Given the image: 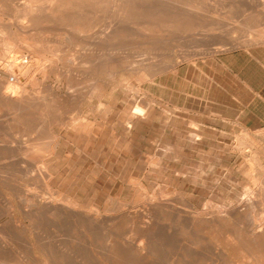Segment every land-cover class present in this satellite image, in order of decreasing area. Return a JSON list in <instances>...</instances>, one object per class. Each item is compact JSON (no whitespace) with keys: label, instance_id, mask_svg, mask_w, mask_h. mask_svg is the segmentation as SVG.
<instances>
[{"label":"rangeland","instance_id":"obj_1","mask_svg":"<svg viewBox=\"0 0 264 264\" xmlns=\"http://www.w3.org/2000/svg\"><path fill=\"white\" fill-rule=\"evenodd\" d=\"M39 1L28 3L33 12L40 16L53 7L48 12L57 15L59 25L38 24L27 33L18 29V35L14 28L25 24L27 0H0V56L7 58L0 60V69L23 65L26 70L33 64L40 69L42 62L45 66L29 73L24 82L27 102L43 96L36 98L43 99L42 110L22 114L0 102V262L8 257L20 264H264V237L250 239L261 229L258 217L264 215V0H124V15L119 0H45L46 7ZM113 12L115 19H126L129 26L119 29L113 40L96 43L114 20ZM69 18L82 20L85 30L64 20ZM44 31L56 32L51 36ZM219 42L221 50L213 51ZM55 45L64 46L58 50ZM36 56L43 59L41 63ZM49 64L53 68L48 69ZM31 85L37 89L31 90ZM106 106L110 108L103 120ZM136 108L142 109L140 114H135ZM72 120L84 122L85 130L72 128ZM53 135L57 144L51 155L44 149ZM16 155L32 166L16 164ZM43 164L52 194L38 179ZM65 197L82 212L99 214L97 221L78 217L77 222L68 211L49 207V201L58 204ZM250 215L255 224L248 226Z\"/></svg>","mask_w":264,"mask_h":264},{"label":"bare ground","instance_id":"obj_2","mask_svg":"<svg viewBox=\"0 0 264 264\" xmlns=\"http://www.w3.org/2000/svg\"><path fill=\"white\" fill-rule=\"evenodd\" d=\"M22 1V0H21ZM34 1V0H33ZM36 2H37V0H35ZM42 1V0H41ZM41 1H39V2H41ZM44 1L45 0H43V3H40V4H43L45 7H46V5L44 4ZM48 1H51V0H48ZM90 1H92V0H90ZM116 0H114V2H115ZM118 1V0H117ZM128 1V0H127ZM130 1V0H129ZM137 1V0H136ZM138 1H141V0H138ZM176 1V0H175ZM180 1V0H179ZM182 1V0H181ZM185 1V0H184ZM189 1V0H188ZM194 1V0H193ZM192 1V2H193ZM201 1V0H200ZM36 2H34V3H36ZM45 2H47V1H45ZM53 2V1H52ZM62 2V1H61ZM82 2V1H81ZM102 2V1H101ZM110 2V1H109ZM112 2V1H111ZM119 2H121V12H122V15H124L125 14V11H126V3H123L124 2V0H119ZM131 3H132V0L130 1ZM133 2H134V0H133ZM146 2V1H145ZM159 2H160V0H159ZM162 2H164L163 0H162ZM161 2V3H162ZM20 3H22V2H20ZM28 3H32L31 2V0H27V5H25L26 6V9H25V17L24 18H22L23 20H25V24L24 25H22V24H19L17 21H18V19H17V21H16V18H15V21L20 25H16L18 28H17V31H16V29L14 28V32H18V29H21L20 31H22V30H24V32H30L31 31V29H33V27L34 26H38V24H41L42 25V27H43V24H44V26L46 25V24H48L49 23V25L51 24V26H56L57 27V25H59V22H60V19L57 17V15H53L54 14V12H53V14L51 13V14H49L50 12H48V11H52V9H53V7L51 8V10L49 9L50 7L49 6H51L52 4H50L49 6H48V11L46 10H44V11H41V13H42V15H36L34 12H33V7H30L29 6V4ZM64 3H66V2H64ZM63 3V4H64ZM87 3H89L88 1H86V4H85V6H89V4H87ZM103 3V2H102ZM134 3H136V2H134ZM139 3V2H138ZM147 3V2H146ZM166 3V2H165ZM176 3V2H175ZM182 3V2H181ZM189 3V2H188ZM187 3V4H188ZM196 3V2H195ZM199 3V2H198ZM223 3H224V1H223ZM9 4H11V3H9ZM16 4V3H15ZM33 4V3H32ZM31 4V5H32ZM38 4V3H37ZM40 4H38V5H40ZM63 4H62V6H63ZM109 4V3H108ZM108 4H106V6H108ZM118 4V3H117ZM116 4V5H117ZM123 4H126V5H123ZM152 4V3H151ZM150 4V5H151ZM167 4H170V3H167ZM172 4V3H171ZM180 4V3H179ZM178 4V5H179ZM201 4V3H200ZM221 4V3H220ZM56 4H54V6H55ZM69 5L71 6V4L69 3ZM97 5H99V4H97ZM101 5V4H100ZM112 5V4H111ZM115 5V4H114ZM141 5V4H140ZM154 5V4H153ZM180 5H182V4H180ZM185 5H186V2H185ZM184 5V6H185ZM190 5V4H189ZM197 5V4H196ZM203 5H205L204 3H203ZM24 6V7H25ZM29 6V7H28ZM57 6V5H56ZM55 6V7H56ZM60 6V5H59ZM62 6H61V8H62ZM64 6H65V4H64ZM70 6H69V8H70ZM75 6V5H74ZM102 6V5H101ZM104 6V5H103ZM105 6V7H106ZM145 6V5H144ZM168 6V5H167ZM190 6H194V2H193V5H190ZM202 6V5H201ZM227 6V5H226ZM230 6V5H229ZM16 7V6H15ZM99 7V6H98ZM110 7V6H109ZM114 7V6H113ZM116 7V6H115ZM120 7V6H119ZM132 7V6H131ZM135 7V6H134ZM161 7V6H160ZM160 7H158V8H160ZM183 7V6H182ZM181 7V8H182ZM186 7V6H185ZM188 7V6H187ZM192 7H190V8H192ZM35 8V7H34ZM67 8V7H66ZM71 8H74V7H71ZM93 8V7H92ZM136 8H140L141 9V7H136ZM161 8H163V7H161ZM160 8V9H161ZM176 8V7H175ZM178 8H180V7H178ZM189 8V7H188ZM196 8H198V6L196 7ZM204 8V7H203ZM263 8H264V5H263ZM17 9V8H16ZM44 9V8H43ZM98 9V8H97ZM105 9V8H104ZM103 9V10H104ZM139 9V10H140ZM144 9V8H143ZM159 9V10H160ZM169 9V8H168ZM185 9V8H184ZM187 9V8H186ZM185 9V10H186ZM206 9V8H205ZM210 9V8H209ZM69 10V9H68ZM102 10V11H103ZM105 10H107V9H105ZM113 10H115V9H113ZM116 10H117V8H116ZM119 10V9H118ZM145 10H147V9H145ZM155 10H156V7H155ZM154 10V11H155ZM166 11H168L167 9H165ZM190 10V9H189ZM199 10V9H198ZM58 11H60V10H58ZM62 11L64 12V11H66L65 13H68V11L67 10H63V8H62ZM71 10H69V12H70ZM109 11V10H108ZM149 9H148V13H149ZM165 11V13H167ZM169 11H170V9H169ZM193 11H196V10H194L193 9ZM7 12V11H6ZM63 12H61L62 13V15H64L65 13H63ZM72 12V11H71ZM101 12V11H100ZM110 12V11H109ZM115 12H120V11H115ZM115 12H113V15H114V13ZM137 12H139V11H137ZM144 12V11H143ZM142 12V13H143ZM159 12V11H158ZM164 12V11H163ZM170 12H173V10L172 11H170ZM175 12V11H174ZM179 12V11H178ZM190 13H193L192 11H189ZM10 13V12H9ZM8 13V14H9ZM17 13V12H16ZM37 13V12H36ZM76 13H78V12H76ZM103 13V12H102ZM106 13V12H105ZM162 13V12H161ZM164 13V15H168V13L167 14H165ZM175 13H177V11L175 12ZM183 13V12H182ZM187 13V12H186ZM186 13H185V15H186ZM196 13H198V11L196 12ZM104 14V13H103ZM179 14H181V13H179ZM194 14H195V12H194ZM202 14V13H201ZM50 15H52V16H50ZM66 16H67V14H65ZM64 15V16H65ZM70 15V14H69ZM79 15V14H78ZM178 15V14H177ZM193 15V14H192ZM263 15V14H262ZM14 16H16L15 15V13H14ZM22 16V15H21ZM63 16V17H64ZM94 16V15H93ZM104 16V15H103ZM118 16H121V15H118ZM161 16V15H160ZM176 16V15H175ZM175 16H174V18H175ZM182 16L184 17V15L182 14ZM187 16H188V13H187ZM199 16H201L200 14H199ZM6 17V16H5ZM18 17H20V15L18 16L17 15V18ZM85 17V16H84ZM89 17V16H88ZM91 17V16H90ZM94 17H96V16H94ZM100 17H102V16H100ZM100 17H98L99 19H100ZM114 17V20L113 21H110V23L108 24V26L107 27H105V29L103 28V31L96 37V40H94V41H97L96 43H104V42H106V41H110V39H114L115 38V35H116V33L118 32V30L119 29H121V28H124V27H128L129 26V22H127L126 21V19H123V18H117V19H115L116 17H115V15L113 16ZM153 17V16H152ZM156 17V16H155ZM154 17V18H155ZM163 17L164 16H162V19H163ZM173 17V16H172ZM182 17V18H183ZM12 18V17H11ZM58 18V19H57ZM68 18V17H67ZM73 18V17H72ZM86 18V17H85ZM84 18V19H85ZM98 18H96V19H98ZM103 18V17H102ZM101 18V19H102ZM106 18V17H105ZM131 18V17H130ZM161 18V17H160ZM171 18V17H170ZM169 18V19H170ZM178 18L180 19V17L178 16ZM181 18V19H182ZM185 18V17H184ZM200 18V17H199ZM198 18V19H199ZM201 18H203V16L201 17ZM255 18V17H254ZM4 19V18H3ZM14 19V18H13ZM12 19V20H13ZM21 19V18H20ZM95 19V20H96ZM156 19V18H155ZM165 19H166V16H165ZM169 19H168V21H169ZM193 19V18H192ZM5 20V19H4ZM65 21H67V23H68V20L72 23V26H74L77 30H79L80 28L79 27H83L84 25H86V24H84V22L81 20H78V21H73L72 19H64ZM86 20V19H85ZM94 20V19H93ZM92 20V21H93ZM106 20V19H105ZM182 20H185V19H182ZM201 20V19H200ZM254 20V19H253ZM256 20V19H255ZM0 21H1V18H0ZM19 21H21V20H19ZM42 21V22H41ZM98 21V20H97ZM164 21V20H163ZM172 21V20H171ZM174 21V20H173ZM172 21V22H173ZM192 20H191V18L188 20V22H190V23H192L191 22ZM201 21H203V19L201 20ZM6 22V21H5ZM8 22H10V21H7L6 23H8ZM23 22V21H22ZM61 22H63V21H61ZM102 22V21H101ZM108 22V21H107ZM134 22H135V20H134ZM179 22V21H178ZM177 22V23H178ZM196 22V21H195ZM256 22V21H255ZM66 25H68L66 22H64ZM88 23V22H87ZM90 23H92V22H90ZM99 23H100V21H99ZM133 23V22H132ZM132 23L130 22V24L132 25ZM136 23V22H135ZM162 23V22H161ZM167 23H169V22H167ZM174 23V22H173ZM176 23V24H177ZM180 23H181V20H180ZM180 23H178L179 25H180ZM183 23V22H182ZM199 23H200V21H199ZM202 23V22H201ZM252 23H254V22H252ZM264 23V22H263ZM98 24V23H97ZM170 24H172V23H170ZM185 24H186V22H185ZM256 24V23H255ZM9 25V24H8ZM7 25V27L6 28H9V26ZM41 25H39V26H41ZM103 25V24H102ZM137 25H138V23H137ZM137 25H135L134 24V26H137ZM143 25V24H142ZM142 25H140V26H142ZM173 25H175V24H173ZM181 25H183V27H185L184 26V23L183 24H181ZM187 26H188V24H186ZM194 25V24H193ZM192 25V26H193ZM252 25V24H251ZM13 27H15L14 25H12ZM134 26H132L133 28H134ZM139 26V25H138ZM145 26V25H144ZM152 26V25H151ZM157 26V25H156ZM186 26V27H187ZM198 26H200V25H198ZM207 26H209V25H207ZM46 27V26H45ZM67 27V26H66ZM66 27H64V28H66ZM73 27V28H74ZM84 27H86V26H84ZM84 27H83V30H85L84 29ZM89 27V26H88ZM88 27L86 28L87 30H88ZM131 27V28H132ZM150 27V26H149ZM167 27V26H166ZM172 27V26H171ZM177 27V26H176ZM180 27H182V26H180ZM201 27V26H200ZM248 27V26H247ZM262 27V26H261ZM10 28H12L11 26H10ZM61 28V27H60ZM95 28V27H94ZM100 28V27H99ZM125 28V29H126ZM143 28V27H142ZM158 28V27H157ZM161 28H163V27H161ZM187 28H190V30H192V28H194V27H187ZM196 28V27H195ZM37 29V28H36ZM98 28H96V30H97ZM125 29H123V30H125ZM146 29V28H145ZM145 29H143V30H145ZM147 29H148V27H147ZM10 30L11 29H7L6 31H8V34H9V32H10ZM57 30V29H56ZM58 30H59V27H58ZM57 30V32H59ZM67 30L69 31L70 29H68L67 28ZM81 30V29H80ZM83 30H82V32H83ZM86 30V32H90V30L92 31V29L90 28V30H88L87 31ZM122 30V31H123ZM136 30V29H135ZM150 30V29H149ZM158 30V29H157ZM187 30V29H186ZM19 31V32H20ZM54 31V30H53ZM52 31V32H53ZM65 31V30H64ZM75 30L73 29L72 30V32L71 33H73ZM121 31V32H122ZM130 31H131V29H130ZM152 31V30H151ZM204 31V30H203ZM14 32L12 33V32H10L12 35L14 34ZM33 32V31H32ZM45 32V31H44ZM56 32V31H55ZM55 32H53L52 34H50V33H48V34H50L51 36L55 33ZM61 33H62V31H60ZM81 32V33H82ZM85 32V31H84ZM96 32V31H95ZM133 32V31H132ZM136 32V31H135ZM150 32V31H149ZM148 32V33H149ZM26 33H25V35H26ZM46 33V32H45ZM46 33V34H47ZM65 33L66 32H64V35H65ZM76 33V32H75ZM98 33V32H97ZM155 33V32H154ZM160 33V32H159ZM1 34V33H0ZM11 34L9 35V36H11ZM18 34V33H17ZM31 34V33H30ZM33 34H34V32H33ZM37 33H35L34 35H36ZM43 34V33H42ZM41 34V35H42ZM78 34V33H77ZM84 34V33H83ZM86 34V33H85ZM84 34V35H85ZM124 34V33H123ZM122 34V35H123ZM125 34H127V33H125ZM131 34V33H130ZM140 34H141V31H140ZM143 34H146L145 32H143ZM16 34H14L13 35V37L15 36ZM19 35V34H18ZM21 35H22V33H21ZM34 35H29V37L30 36H34ZM40 35V36H41ZM49 35V36H50ZM56 35H57V33H56ZM70 35V34H69ZM117 35H118V33H117ZM119 35H120V33H119ZM118 35V36H119ZM147 35V34H146ZM150 34H148V36H149ZM27 36V35H26ZM39 36V35H38ZM40 36H39V38H40ZM43 36V35H42ZM44 36H45V34H44ZM48 36V37H49ZM50 36V37H51ZM54 36V35H53ZM62 36V35H61ZM132 36H133V34H132ZM136 36H138V35H136ZM5 37V36H4ZM13 37H11V38H13ZM17 37V36H16ZM35 37V36H34ZM34 37H33V39H34ZM46 37V36H45ZM57 37V36H56ZM69 37V36H68ZM85 37V36H84ZM92 37V36H91ZM125 38H126V36H124ZM128 37V39H129V36H127ZM142 37H145L144 35H142ZM10 38V39H11ZM20 38H22V37H20ZM38 38V39H39ZM62 37H60V39H61ZM64 38H65V36H64ZM88 38H90V37H88ZM95 38V37H94ZM117 38V37H116ZM119 38V37H118ZM223 38H224V36H223ZM13 39H15V38H13ZM46 39H48V38H46ZM52 39V38H51ZM56 39V38H55ZM59 39V38H58ZM67 39V38H66ZM84 39V38H83ZM82 39V40H83ZM212 39V38H211ZM226 39V38H225ZM21 40H23V39H21ZM53 40V39H52ZM57 40V39H56ZM81 40V41H82ZM85 40V39H84ZM88 40V39H87ZM90 40H91V38H90ZM89 40V41H90ZM92 40H93V38H92ZM127 40V39H126ZM27 41V40H26ZM25 41V42H26ZM30 41V40H29ZM32 41V40H31ZM39 41H41V40H39ZM44 41V40H43ZM43 41H41L42 43H43ZM48 42H49V39L47 40ZM68 41V40H67ZM71 41H74L73 39L71 40ZM76 41V40H75ZM217 41V40H216ZM34 42H38V40H36L35 41V39H34ZM84 42V41H83ZM82 42V43H83ZM88 41H86V43H87ZM90 42H92V41H90ZM225 42V41H224ZM223 42V44H225ZM28 43V42H27ZM45 43V42H44ZM47 43V42H46ZM51 43V42H50ZM49 43V44H50ZM53 43V42H52ZM51 43V44H52ZM81 43V44H82ZM165 43V42H164ZM218 43V42H217ZM220 43V42H219ZM11 44V43H10ZM13 44V43H12ZM33 44H37V43H33ZM39 44H40V42H39ZM39 44H37L36 46H38ZM54 44H55V42H54ZM74 44V43H73ZM73 44L71 45L72 47H73ZM92 44V43H91ZM94 45H95V43H93ZM107 44V43H106ZM227 44H229V43H227ZM16 45V44H15ZM17 45H18V43H17ZM16 45V46H17ZM21 45H23L22 43H21ZM20 45V46H21ZM31 45H32V43H31ZM43 45V44H42ZM42 45H39L40 47L42 46ZM45 45H47L48 46V43L47 44H45ZM69 45V44H68ZM75 45H77L76 44V42H75ZM96 45H98V44H96ZM105 45V44H104ZM216 45V44H215ZM219 45V47H215L214 49H212L213 51H218V50H221V48H220V45H221V43L220 44H218ZM230 45V44H229ZM28 46H29V44H28ZM38 46V47H39ZM46 46V47H47ZM60 46V48H61V46H64V45H59ZM59 46H57L58 47V50H59ZM78 46V45H77ZM80 46V45H79ZM89 46V45H88ZM101 46V45H100ZM100 46H98V48L100 47ZM114 46H116V45H114ZM223 46V45H222ZM24 47H26V44L24 45ZM43 47V46H42ZM41 47V48H42ZM50 47V46H49ZM57 47H56V45H55V49H57ZM70 47V46H69ZM68 47V48H69ZM83 47V46H82ZM109 47V46H108ZM112 47V46H111ZM223 47H225V45L223 46ZM4 48V47H3ZM14 48V47H13ZM51 48H53V47H51ZM67 48V49H68ZM94 48V47H93ZM97 48V49H98ZM102 48V47H101ZM106 48V47H105ZM113 48V47H112ZM111 48V49H112ZM213 48V47H212ZM226 48V47H225ZM224 48V49H225ZM1 49H2V47H1ZM5 50H6V48H4ZM30 50H32L31 48H29ZM37 49V48H36ZM45 49V48H44ZM47 49V48H46ZM45 49V50H46ZM66 49V51L68 52V50ZM89 49V48H88ZM223 49V48H222ZM4 50V51H5ZM35 50V49H34ZM44 50V52H47L48 53V51H45ZM58 50H57V52H58ZM91 50V49H90ZM107 50V49H106ZM118 50H119V48H118ZM9 51V50H8ZM54 51H56V50H54ZM69 51H70V49H69ZM86 51H88V50H86ZM93 51H96L95 49L93 50ZM99 51V50H98ZM103 51V50H102ZM50 52H51V49H50ZM85 52V51H84ZM91 52V51H90ZM100 52H101V49H100ZM105 52H107V55H108V51H104V54H105ZM114 52V51H113ZM54 53V52H53ZM56 53V52H55ZM54 53V54H55ZM61 53H64V52H61ZM61 53H58V54H61ZM66 53V52H65ZM93 53H95V52H93ZM92 53V54H93ZM98 53V52H97ZM14 54V53H13ZM52 54V53H51ZM67 54V53H66ZM84 54V53H83ZM101 54H102V52H101ZM103 54V55H104ZM9 55V54H8ZM53 55V54H52ZM56 55V54H55ZM54 55V56H55ZM63 55V54H62ZM70 55H72V54H70ZM89 55V54H88ZM94 55V54H93ZM98 55H100V54H98ZM106 55V56H107ZM111 55V54H110ZM15 56H17V55H15ZM28 56V55H27ZM32 56H33V54H32ZM47 56V55H46ZM60 56V55H59ZM58 56V58H60ZM82 56V55H81ZM109 56V55H108ZM112 56V55H111ZM122 56V55H121ZM10 57V56H9ZM19 57V56H18ZM17 57V58H18ZM29 57V56H28ZM31 57V56H30ZM29 57V59H31ZM62 57V56H61ZM65 56L63 55V58H64ZM69 56H67V58H68ZM100 57H102V56H100ZM120 57V56H119ZM123 57H126V56H124L123 55ZM2 58H4V55L3 56H0V60H2ZM6 58V57H5ZM4 58V59H5ZM23 58H24V56H23ZM23 58L21 59L22 61H23ZM33 58V57H32ZM50 58V57H49ZM56 58V57H55ZM58 58H56L57 59V62L59 61L58 60ZM66 58V57H65ZM70 58H72V57H70ZM88 58V57H87ZM89 58H91V57H89ZM97 58V57H96ZM103 58V57H102ZM101 58V59H102ZM7 59V58H6ZM36 59H37V56H36ZM39 60H40V58H38ZM37 59V60H38ZM56 59H55V61H56ZM73 59V58H72ZM81 59V58H80ZM100 59V58H99ZM100 59V60H101ZM109 59V58H108ZM185 59V58H184ZM9 60H11V59H9ZM14 60V59H13ZM26 60V59H25ZM33 60H35V58L33 59ZM36 60V61H37ZM41 60H43V59H41ZM39 61L40 63L42 62V61ZM60 60H62V58H60ZM66 60V59H65ZM110 60V59H109ZM113 60V59H112ZM115 60V59H114ZM125 60V59H124ZM28 61H30L29 63H30V65H31V60H28ZM46 61V60H45ZM51 61H53V60H51ZM63 61V60H62ZM70 61H71V59H70ZM69 61V62H70ZM73 61V60H72ZM78 61V60H77ZM93 61H95V59H93ZM97 61V60H96ZM105 61H107V60H105ZM27 62V61H26ZM59 62H61V61H59ZM91 62V61H90ZM90 62H88V63H90ZM99 62L100 61H98V62H96L97 64H99ZM113 62V61H112ZM34 63V62H33ZM35 63H38V62H35ZM46 63V62H45ZM50 63V62H49ZM54 63V62H53ZM72 63H74V62H72ZM86 63V62H85ZM92 64H93V62H91ZM103 65V67L102 66H100L99 68L100 69H102L103 71H104V69L106 68V65H107V63H108V61L107 62H101ZM115 63V62H114ZM19 64H20V62H19ZM27 64V63H26ZM25 64V65H26ZM44 64V62H42V67H40V69H44L45 68V66L43 65ZM63 64V63H62ZM79 64V63H78ZM84 64V63H83ZM7 65V64H6ZM28 65V64H27ZM34 65H36V64H33V66ZM56 65V64H55ZM67 66H68V64H66ZM96 65V64H95ZM94 65V66H95ZM105 65V66H104ZM114 65H116V64H114ZM31 67L30 69H26V70H22V68H23V65H8V66H6L5 67V65L3 66V67H5L4 69H3V67H2V65H1V68L3 69H0V70H2V72L0 73V102L1 103H3V104H5L6 106H10V107H12V108H15V109H17V110H19L20 112H22V114L24 113V114H26V113H30V111L32 110V109H40V110H42V108H41V101H43V99L41 100V101H39L40 100V98L39 97H41L42 95L40 94V96H37V94H36V96L39 98V100H37L36 98V96L35 95H33L34 97H36V98H32V100L31 101H29V102H27V100H26V96H25V90H24V82H26L27 81V79L26 78H28L27 76L29 75V73H34L35 71H37V70H40L39 68H37V66H34V67ZM79 67H80V65H78ZM93 66V65H92ZM93 66V67H94ZM73 66L71 65V68H72ZM98 67V65L96 66V68ZM115 67V66H114ZM28 68V67H27ZM51 68H53V64H49V67H48V69H51ZM78 68V67H77ZM81 68V67H80ZM96 68H94V70H95V72H96V70L98 69H96ZM104 68V69H103ZM66 70H68V69H66ZM87 70V69H86ZM93 70V69H92ZM93 70V71H94ZM99 70V69H98ZM158 70V69H157ZM85 71V70H84ZM100 71V70H99ZM108 71V70H107ZM158 71H160V70H158ZM70 72V71H69ZM69 72H68V74H69ZM86 72V71H85ZM98 72V71H97ZM96 72V73H97ZM100 72H102V71H100ZM65 73H67V72H65ZM64 73V74H65ZM88 73H89V71H88ZM88 73H86L87 75H88ZM94 73V72H93ZM108 73H110L109 71H108ZM117 73V72H116ZM157 73V72H156ZM156 73H154V74H156ZM46 74V73H45ZM62 74V73H61ZM95 74V73H94ZM98 74V73H97ZM104 74H106V73H104ZM103 74V75H104ZM107 75V74H106ZM110 75V74H109ZM114 75V74H113ZM34 76V75H33ZM83 76V75H82ZM112 76V75H111ZM110 76V77H111ZM30 77H32V75L31 76H29V78ZM47 77V76H46ZM59 77V76H58ZM66 77V76H65ZM113 77V76H112ZM25 79H26V81H25ZM33 79V78H32ZM66 79V78H65ZM75 79H77V77L75 78ZM90 79V78H89ZM110 79V78H109ZM111 79H113V78H111ZM45 80V79H44ZM54 80V79H53ZM57 81V80H56ZM55 81V82H56ZM28 82V81H27ZM98 82V81H97ZM113 82V81H112ZM33 83L34 82H32V85H33ZM44 83V82H43ZM71 83V82H70ZM95 83V82H94ZM99 83V82H98ZM103 83H104V81H103ZM102 83V84H103ZM110 83V82H109ZM29 84V83H28ZM38 84H39V82H38ZM41 84V83H40ZM72 84V83H71ZM77 84V83H76ZM126 84V83H125ZM30 85V84H29ZM31 85V87L30 88H32L31 90H33V87L35 86V84H34V86H32ZM55 85H57V84H55ZM91 85H92V82H91ZM112 85V84H111ZM40 86V85H39ZM72 86V85H71ZM102 87H103V85H102ZM108 87V86H107ZM39 88L40 87H38V90H39ZM56 88V87H55ZM65 88H66V86H65ZM90 88V87H89ZM89 88H88V90H89ZM91 88H92V86H91ZM34 89H37V86L36 87H34ZM67 89V88H66ZM71 89V88H70ZM74 89V88H73ZM100 89V88H99ZM126 89V88H125ZM30 90V91H31ZM37 90V91H38ZM62 90V89H61ZM90 90H93V88L92 89H90ZM29 91V92H30ZM71 91H73V90H71ZM70 91V92H71ZM94 91V90H93ZM95 91H97V90H95ZM34 92V91H33ZM35 92H36V90H35ZM35 92L34 93H32V94H35ZM40 92L43 94V92H42V90L40 89ZM45 92V91H44ZM48 92V91H47ZM31 93V92H30ZM37 93V92H36ZM89 93V92H88ZM91 93V92H90ZM93 93V92H92ZM91 93V94H92ZM101 93V92H100ZM39 94V93H38ZM69 94V93H68ZM45 95H48V93L46 94L45 93ZM30 95H28V97H29ZM32 96V95H31ZM30 96V97H31ZM100 96V95H99ZM99 96H98V98H99ZM27 97V98H28ZM43 97V96H42ZM51 97V96H50ZM67 97V96H66ZM90 97V96H89ZM80 98V97H79ZM92 98V97H91ZM97 98V97H96ZM101 98V97H100ZM30 99V98H29ZM48 99H50V98H48ZM72 99V98H71ZM50 100H52V101H50ZM49 101V103H52L53 102V97L50 99ZM45 102V101H44ZM92 102V101H91ZM91 102H89V104L91 103ZM48 103V100H47V102H46V104ZM54 103V102H53ZM52 103V104H53ZM44 104V103H43ZM55 104H56V102H55ZM92 104V103H91ZM45 105V104H44ZM92 106V105H91ZM137 106V105H136ZM45 107V106H44ZM100 107H102V106H100ZM140 107V106H139ZM99 108V107H98ZM109 106H106L105 107V109H104V113H103V120H104V117H107V114H108V112H109ZM46 109V108H45ZM9 110V109H8ZM54 110V109H53ZM52 110V111H53ZM140 110H142V109H140V108H136V113L135 114H140ZM103 111V110H102ZM102 113V112H101ZM101 115V114H100ZM136 117H137V115H135ZM42 117V116H41ZM141 117V116H140ZM9 118V117H8ZM19 118V117H18ZM135 118V117H134ZM25 119H27L26 117H25ZM33 118H31V120H32ZM102 119V118H101ZM27 120H29V119H27ZM34 120V119H33ZM38 121H39V119H37ZM42 120V119H41ZM48 120V119H47ZM70 119H67V121H69ZM99 120V119H98ZM102 120V121H103ZM25 121V120H24ZM74 120H72L71 121V127L72 128H74V129H79L80 130V128H82V131H84L85 130V128H84V126H83V123L81 124V123H72ZM77 121H79V120H77ZM90 121V120H89ZM3 122H5V121H3ZM20 122V121H19ZM53 122V121H52ZM58 122V121H57ZM91 122H93V121H91ZM132 122V121H131ZM131 122H129L130 124H131ZM6 123V122H5ZM12 123V122H11ZM27 123V122H26ZM54 123H56V122H54ZM60 123V122H59ZM65 123V122H64ZM99 123V122H98ZM100 123H101V121H100ZM104 123V122H103ZM7 124V123H6ZM13 124V123H12ZM30 124V123H29ZM129 124V125H130ZM21 125V124H20ZM59 125V124H58ZM15 126V125H14ZM30 126H31V124H30ZM48 126V125H47ZM56 126H57V124H56ZM62 126V125H61ZM63 126H66V124L65 125H63ZM51 127V126H50ZM21 128V127H20ZM40 128V127H39ZM48 128V127H47ZM23 129V128H22ZM38 129V128H37ZM51 129V128H50ZM91 129V128H90ZM89 129V130H90ZM97 129V128H96ZM1 130V129H0ZM29 130V129H28ZM32 130V129H31ZM48 131V130H47ZM52 131V130H51ZM81 131V130H80ZM38 132H40L39 130H38ZM76 132V131H75ZM86 132V131H85ZM49 133V132H48ZM90 133V132H89ZM54 134V133H53ZM78 134H79V132H78ZM9 135V134H8ZM51 135V134H50ZM28 135H26V137H27ZM45 136H46V134H45ZM56 136H57V134H56ZM56 136H51L50 138H49V142H48V138H47V140H46V146H45V151H47L48 153H51V155H52V153H53V151L55 150V147H56V144H57V137ZM59 136V135H58ZM60 138V137H59ZM12 143V142H11ZM30 144V143H29ZM1 146V145H0ZM4 147V146H3ZM23 147V146H22ZM2 147H0V149H1ZM29 148V147H28ZM32 148V147H31ZM30 148V149H31ZM42 149V148H41ZM12 150V149H11ZM43 150V149H42ZM17 151V150H16ZM17 152H19V151H17ZM26 152V151H25ZM25 152H24V154H25ZM29 152V151H28ZM40 152V151H39ZM43 152V151H42ZM35 153H36V151H35ZM23 154V156H21L22 158L23 157H26V155H24ZM45 154H46V152H45ZM44 155V154H43ZM50 156V155H49ZM13 157V156H12ZM11 157V158H12ZM15 157V156H14ZM21 157H17V155H16V158H15V162H16V164L17 163H19V162H24L25 164H26V166L27 167H29L30 165L32 166V164H30V162H27V161H25L24 159H22ZM34 157V156H33ZM14 159V158H13ZM28 159V158H27ZM12 162H13V160H12ZM1 163H3V162H1ZM14 163V162H13ZM2 165V164H1ZM44 165V164H43ZM31 168V167H30ZM41 173H39L38 174V179H39V181H42V183L44 184V186H45V189L47 190V193H50V194H52V192L53 191H50V189L48 188V185L49 184H47V181H48V178L50 177V175H49V173L47 172V169H46V166L44 165V166H42L41 167ZM33 172V171H32ZM30 173V172H29ZM28 173V174H29ZM25 174V173H24ZM5 176V175H4ZM31 176V175H30ZM33 176H34V174H33ZM37 176V175H36ZM32 178V177H31ZM25 179H26V177H25ZM29 180H30V178H28ZM33 179V178H32ZM37 179V178H36ZM34 181H35V179H33ZM50 180V179H49ZM38 181V180H37ZM49 182V181H48ZM38 183V182H37ZM34 184V183H33ZM137 186V185H136ZM263 187V186H262ZM35 189V188H34ZM140 189V188H139ZM260 189V188H259ZM258 189V190H259ZM26 190V189H25ZM51 190H52V188H51ZM36 190H34V192H35ZM38 191V190H37ZM41 192V191H40ZM44 192V191H43ZM24 193V192H23ZM58 197H61V194H60V192H57V189H56V191L54 192ZM138 193V192H137ZM136 193V194H137ZM246 193V195H247V192H245ZM25 194V193H24ZM32 194V193H31ZM30 194V195H31ZM40 194V193H39ZM43 194H45V193H43ZM139 194H141V193H139ZM21 195V194H20ZM66 195V194H65ZM142 195V194H141ZM25 196V195H24ZM40 196V195H39ZM44 196V195H43ZM51 196V195H50ZM140 196V195H139ZM147 196V195H146ZM46 197V196H45ZM135 197V199H136V195L134 196ZM244 197H246V196H244ZM21 198V197H20ZM24 198V197H23ZM35 198V197H34ZM168 198V197H167ZM19 199V198H18ZM33 198H31V199H29V200H32ZM153 199V198H152ZM159 199V198H158ZM161 199V198H160ZM159 199V200H160ZM249 199V198H248ZM22 200L23 199H21V202H22ZM28 200V201H29ZM50 200V199H49ZM73 200V199H72ZM71 199H69V198H63V201H61V202H58V204H55V203H53L54 202V200L53 201H49V207H51V208H53V209H57L58 211H60V212H64V211H68L69 213H71V214H73L75 217H77L76 219H77V222H78V217H84V218H91L92 217V219H93V221H97V219H98V215L96 216L95 215V213H94V215H93V213H92V215L90 216V215H88V214H86V213H84V212H82L79 208H78V206L76 205V203L74 202V200L72 201ZM140 200H141V198H140ZM139 200V201H140ZM147 200H149V199H147ZM38 202V200L36 199L34 202ZM46 201V200H45ZM139 201H137V202H139ZM165 201V200H164ZM251 201V200H250ZM23 202H24V200H23ZM27 202V201H26ZM32 202V201H31ZM30 202V203H31ZM142 202V201H141ZM146 202V201H145ZM151 202V201H150ZM44 203H47V202H44ZM149 203V202H148ZM32 204H34V203H32ZM157 204V203H156ZM173 204V203H172ZM255 204V203H254ZM27 205H31V204H28V202H27ZM36 205V204H35ZM35 205H32L33 207L35 206ZM42 205V204H41ZM149 205V204H148ZM154 205V204H153ZM193 205V204H192ZM209 205V204H208ZM206 206V205H205ZM213 206V205H212ZM237 206V205H236ZM235 206V207H236ZM36 207V206H35ZM90 207V206H89ZM152 207V206H151ZM207 207V206H206ZM264 207V206H263ZM91 208V207H90ZM147 208V207H146ZM232 208V207H231ZM46 209V208H45ZM95 208L93 207V209L92 210H94ZM155 209V208H154ZM181 209V208H180ZM197 209V208H196ZM208 209V208H207ZM212 210H213V208H211ZM210 209V210H211ZM217 209V208H216ZM220 209V208H219ZM49 210H50V208H49ZM147 210V209H146ZM185 210V209H184ZM188 210V209H187ZM186 210V211H187ZM211 210V211H212ZM218 210V209H217ZM227 210V209H226ZM46 211H48L47 209H46ZM51 211V214H53L52 213V210H50ZM98 211V210H97ZM96 210H95V212H97ZM122 211H125V210H122ZM185 211V212H186ZM190 211H192V210H190ZM189 211V212H190ZM199 211V210H198ZM205 211V210H204ZM222 212V211H221ZM221 212L220 211H218V213H220L221 214ZM224 212H225V210H224ZM224 212H222L223 214H224ZM231 212H232V210H231ZM50 213V212H49ZM49 213H47V214H49ZM114 213V212H113ZM217 213V212H216ZM262 213H264V212H262ZM36 214V213H35ZM50 214V215H51ZM58 214H59V212H58ZM102 214V213H101ZM194 214H195V211H194ZM231 214V213H230ZM234 214V213H233ZM225 215V214H224ZM260 215V214H259ZM258 215V216H259ZM103 216V215H102ZM223 217V216H222ZM241 217V216H240ZM83 218V219H84ZM190 218H192V217H190ZM195 218V217H194ZM224 218H225V216H224ZM223 218V219H224ZM86 219V220H87ZM196 219V218H195ZM199 219V218H198ZM219 219V218H218ZM258 219H259V221H260V224H261V229L259 230V232L257 233V234H253L252 233V235H251V241H254V239L256 240V241H258L259 240V238H261V237H264V215H260L259 217H258ZM41 220V219H40ZM194 220V219H193ZM200 220V219H199ZM89 221V220H88ZM190 221H192V220H190ZM194 221H196V220H194ZM193 221V222H194ZM83 222H84V220H83ZM201 222H202V220H201ZM222 222H223V220H222ZM132 223V222H131ZM197 223H199V222H197ZM232 223V222H231ZM230 223V224H231ZM63 224H64V222H63ZM251 225V224H255L254 223V218L250 215V216H248L247 218H246V223H245V225ZM85 225V224H84ZM132 225V224H131ZM201 226V225H200ZM229 226V225H228ZM233 226V225H232ZM244 226V225H243ZM202 227V226H201ZM213 227V226H212ZM224 227V226H223ZM228 229V228H227ZM240 229V228H239ZM70 230V229H69ZM91 230V229H90ZM105 230H106V228H105ZM242 230V229H241ZM197 231H198V229H197ZM224 231V230H223ZM145 232V231H144ZM234 232V231H233ZM236 232H237V230H236ZM186 233V232H185ZM221 233V232H220ZM240 233V232H239ZM246 233V232H245ZM222 234V233H221ZM227 234V233H226ZM225 234V235H226ZM233 233H231L230 235H232ZM185 235V234H184ZM223 235V234H222ZM229 235V234H228ZM248 235V234H247ZM148 236H150L149 234H148ZM130 237V236H129ZM225 237V236H224ZM222 238V237H221ZM144 239V238H143ZM149 239V238H148ZM230 239H234V238H229V240ZM253 239V240H252ZM145 240V239H144ZM216 240V239H215ZM228 240V241H229ZM237 240V239H236ZM113 241V240H112ZM119 241V240H118ZM143 241V240H142ZM224 241H225V239H224ZM238 241V240H237ZM232 242V241H231ZM150 243V242H149ZM116 244V243H115ZM148 244V243H147ZM237 244V243H236ZM235 244V245H236ZM243 244V243H242ZM120 245V244H119ZM257 245V244H256ZM120 246H122V245H120ZM124 247H125V245H123ZM127 246V245H126ZM180 247V246H179ZM190 247H192V246H190ZM195 247V246H194ZM193 247V248H194ZM236 248V247H235ZM5 249V248H4ZM7 249V248H6ZM147 249V248H146ZM183 249V248H182ZM190 249H192V248H189V250ZM2 250V249H1ZM8 250V249H7ZM245 250V249H244ZM260 250V249H259ZM126 251V250H125ZM194 251V250H193ZM219 251V250H218ZM250 251V250H249ZM1 252V251H0ZM2 252H4L3 250H2ZM7 252V251H6ZM145 252V251H144ZM216 252V251H215ZM5 253V252H4ZM10 253V252H9ZM146 253V252H145ZM194 253V252H193ZM217 253V252H216ZM220 253V252H219ZM248 254H249V252H247ZM131 254V253H130ZM190 254H192V250H190ZM199 254V253H198ZM258 254V253H257ZM262 254V253H261ZM193 255V254H192ZM192 255H190V256H192ZM196 255H197V253H196ZM3 256H5L4 254H2V256L1 257H3ZM132 256V255H131ZM195 256V255H194ZM259 256V255H258ZM263 256V255H262ZM254 257V256H253ZM261 257V256H260ZM259 257V258H260ZM16 258H18V257H16ZM128 258V257H127ZM196 258V257H195ZM252 258V257H251ZM257 258V257H256ZM258 258V259H259ZM2 259H4L3 261H1L0 262V264H20L19 262H11V260L8 258V257H4V258H2ZM218 259V258H217ZM264 259V258H263ZM1 260V259H0ZM215 260V259H214ZM29 261H31L30 259H29ZM192 261H194V260H192ZM189 262V261H188ZM259 262V261H258ZM33 263V262H32ZM128 263H129V261H128ZM127 263V264H128ZM131 263V262H130ZM147 264H149V263H147ZM211 264V263H210ZM232 264V263H231Z\"/></svg>","mask_w":264,"mask_h":264}]
</instances>
